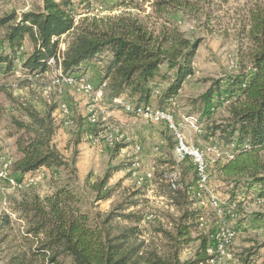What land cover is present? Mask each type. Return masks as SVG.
I'll return each instance as SVG.
<instances>
[{"label":"trees","instance_id":"16d2710c","mask_svg":"<svg viewBox=\"0 0 264 264\" xmlns=\"http://www.w3.org/2000/svg\"><path fill=\"white\" fill-rule=\"evenodd\" d=\"M142 1L145 0H117L116 6L138 7ZM74 4V0H42L38 9L21 14L13 11L0 17V30H4L1 43L9 50L0 47V67L11 71L18 53L29 40L33 49L21 62V70L28 77L45 74L49 59L56 56L62 37L66 36L69 38L65 40L62 60L64 74L81 78L91 65L101 63L97 85L105 84L109 102L128 97L135 109L147 106L165 109L195 73L194 60L200 41L185 37L177 27L155 31L137 16L124 13L105 27L95 23L77 28ZM191 4L189 0H154L152 5L158 16L165 18L168 10L181 11ZM253 27L259 42L248 73L215 81L200 96L203 116L229 102V117L223 125L214 127L221 142L226 146L234 144L236 151L222 167L228 177L253 175L251 170L259 172L258 154L264 150V19H255ZM57 108V103H48L40 110L31 99L17 101L19 115L13 118V125L18 132V156L11 165L13 172L25 175L35 174L43 167L64 168L76 178V158L64 157L55 143L60 129L55 115ZM102 131L99 125L87 129L94 136ZM77 144L79 141L74 142L73 148ZM175 145L176 141L170 139L169 152L158 159L154 177L157 184L164 187L166 183L168 199L180 210L172 229L162 225L157 229V236L167 242L163 251L147 246L140 227L144 214L130 210L139 205L140 200L133 198L140 194L139 190L115 203L109 211L91 214L83 211L81 198L68 183L45 196L27 188L13 200L11 210L25 222L22 238L28 244L26 249L15 251L7 264H66L68 258L70 264H211L209 238L203 234L193 236L201 224V210L194 207L196 201L188 186L180 183L181 177L176 189L171 185L169 174L177 167L183 174L187 172L184 163L188 159L177 163L173 154ZM125 146L120 142L115 151ZM2 153L0 147V156ZM126 165L109 167L101 179L91 184L96 201L113 196L115 186H109L110 179ZM12 224L11 215L3 214L0 233L12 228ZM195 240L199 245L194 256L183 260V249ZM263 247L264 242L254 241L241 250L238 260L241 264H254Z\"/></svg>","mask_w":264,"mask_h":264},{"label":"rangeland","instance_id":"374dc122","mask_svg":"<svg viewBox=\"0 0 264 264\" xmlns=\"http://www.w3.org/2000/svg\"><path fill=\"white\" fill-rule=\"evenodd\" d=\"M117 0H74L76 27L81 25L107 26L122 14H132L151 29L159 31L162 27H177L185 37L199 40L200 45L194 60L195 73L189 77L180 94L165 109L173 114L175 124L180 126L190 145L204 148L209 143L221 142L215 125H223L229 117L228 104L203 116L200 96L215 83L230 75L248 73L251 58L258 48L259 40L255 37L253 23L257 18L264 19V0H189L193 4L181 11L168 10L165 18H160L153 8L154 0L140 2L138 7H117ZM42 0H0V17L15 11L18 14L29 9H38ZM172 11V12H171ZM4 30H0V47L8 52L1 43ZM69 37H64L67 40ZM264 43V41H263ZM33 46L27 40L11 71L0 67V147L6 158H17L16 139L18 132L13 125V118L18 117L17 101L31 99L35 106L44 110L48 103H57L55 111L60 129L55 136V143L67 159L76 158V178L64 168H45V176L32 183L28 188L40 195L51 194L58 186H69L81 198L80 206L85 212H107L115 203L124 201L135 191L139 205L130 210L144 214L140 227L142 238L149 248L163 251L167 242L157 236V229L162 225L167 229L174 227V219L179 217V208L168 199L165 186L155 182L158 171V159L169 152L170 139L174 134L165 123H156L138 116L136 113L105 100L96 98L94 93L84 89L83 81L77 79L73 85L54 84L51 74L43 79H29L22 75L21 62L32 52ZM100 64L99 66H97ZM101 63H94L83 78L97 86L101 79ZM224 81V80H222ZM125 99L129 102L128 97ZM155 106V105H154ZM64 107L70 110L67 114ZM195 115L194 126L186 121ZM95 117V121L90 120ZM99 125L103 129L99 136L87 132V129ZM79 141L75 145L74 142ZM120 142L126 144L120 151H115ZM222 143V142H221ZM223 144V143H222ZM227 150V147L220 146ZM74 150L77 152L74 153ZM235 150L231 153L235 156ZM211 155V154H210ZM259 172L244 176L228 177L222 170L229 159L217 160L208 157L209 181L206 186H197V176L190 161L184 163L187 169L183 174L178 167L180 183L188 186L194 207L201 210L200 226L193 236L206 235L210 248L216 246L217 233L225 227L235 232V237L228 247V253L222 264H241L238 257L243 248L252 243L264 242V150L258 154ZM124 163L120 171L114 173L109 186H115L113 196L105 201H96L91 184L101 179L109 167ZM179 163V162H177ZM132 164V165H131ZM8 174L17 173L10 170ZM152 175V176H151ZM23 190L14 188L8 179L0 177V217L5 214L4 201L8 209ZM218 203L221 212L214 202ZM235 205L229 211V207ZM16 217L12 228L0 233V264H7L10 256L19 248H27L22 238L26 226ZM199 241L187 245L182 253L183 260L194 256ZM257 254L254 264H264V247ZM70 264V259L65 260Z\"/></svg>","mask_w":264,"mask_h":264},{"label":"built area","instance_id":"2783aa9c","mask_svg":"<svg viewBox=\"0 0 264 264\" xmlns=\"http://www.w3.org/2000/svg\"><path fill=\"white\" fill-rule=\"evenodd\" d=\"M64 37H62L59 50L56 54V56H53L48 61L49 70L45 74L36 75L34 77H28L25 73L21 72L23 76H26L29 79H35V80H41L44 77L51 74L52 82L54 84H60L65 83L68 85H73L77 82V79H81L83 81L84 89L89 93H94L96 98H99L101 100H105L109 102V100L106 97V92L104 90L103 85H93L87 79L76 75H70V74H64L63 68H62V60L64 58V53L66 50V42L64 40ZM156 92H159V89L156 90ZM111 104H118L122 105L125 109L130 110L134 113H136L138 116L144 117L147 120L156 122V123H165L173 132L174 139L176 141V145L173 151L174 157L177 162H182L184 160L190 161L192 165L194 166V170L197 176V186L202 188L206 186V184L209 181L210 175L208 171V157L209 156H215L217 160L222 159H231L234 157V155L231 153V150H233L234 144H231L230 146H226L222 144L221 142H215V144L209 143L206 147L201 148L194 145H190L183 132L180 130V126L175 124L173 114L169 112L166 109H160V108H154L152 106H147L146 108L139 107L135 109L133 105L128 102L125 97H119L115 98L110 102ZM63 112L69 114L70 110L67 107H64L62 109ZM90 120L95 121V117H91ZM186 121L189 122L192 126H194V123L197 121L195 119V115H190L186 118ZM2 137V133L0 131V138ZM226 146L227 150L221 149L220 146L223 147ZM211 154V155H210ZM14 162V160L6 158L3 153L0 156V177L8 179L10 185L17 189L25 190L27 189L32 183L36 182L37 180L41 179L43 176H45V168L43 167L35 174H26L22 175L20 178H18L15 174L11 175L8 174L11 170V165ZM171 185L173 189H176L179 184L177 183L179 179V171L176 168V171L169 174ZM215 206L218 207V203L214 202ZM5 206V212L10 214L12 219H16L18 216L15 212L8 209V202L6 200L4 201ZM235 205L229 207V211H231L232 208H234ZM218 207V212H221V209ZM24 225L25 222L21 221ZM24 232V229L22 230ZM235 237V232L229 228L225 227L222 228L217 233V240H216V246L214 248L208 249L209 254L211 255V264H222L223 258L228 255V247L229 244L232 243L233 239Z\"/></svg>","mask_w":264,"mask_h":264},{"label":"crops","instance_id":"0c3cea01","mask_svg":"<svg viewBox=\"0 0 264 264\" xmlns=\"http://www.w3.org/2000/svg\"><path fill=\"white\" fill-rule=\"evenodd\" d=\"M100 64H98L97 66H99ZM26 175V174H25ZM16 176L18 177V178H20L21 176H22V174H20V173H17L16 174ZM24 176V175H23Z\"/></svg>","mask_w":264,"mask_h":264}]
</instances>
